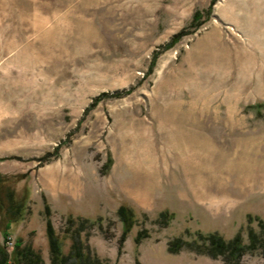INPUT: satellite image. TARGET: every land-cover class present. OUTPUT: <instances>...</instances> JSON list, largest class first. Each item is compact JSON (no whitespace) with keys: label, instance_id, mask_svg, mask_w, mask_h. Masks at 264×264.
Masks as SVG:
<instances>
[{"label":"rangeland","instance_id":"rangeland-1","mask_svg":"<svg viewBox=\"0 0 264 264\" xmlns=\"http://www.w3.org/2000/svg\"><path fill=\"white\" fill-rule=\"evenodd\" d=\"M108 158L122 170H166L154 207L134 206L137 223L120 251ZM63 184L83 195L69 201ZM12 196L27 211L10 237L39 247L46 264L44 201L60 236L68 215L101 217L88 243L111 264H225L169 253L166 243L197 231L245 238L248 216L264 219V0H0L8 253L1 213ZM163 210L173 217L161 228ZM142 228L149 236L136 245ZM241 264L264 256L248 252Z\"/></svg>","mask_w":264,"mask_h":264},{"label":"trees","instance_id":"trees-1","mask_svg":"<svg viewBox=\"0 0 264 264\" xmlns=\"http://www.w3.org/2000/svg\"><path fill=\"white\" fill-rule=\"evenodd\" d=\"M199 17L200 14L196 12L193 19H198ZM258 105L260 106L261 104L258 103ZM107 161L106 166L110 167L112 159L108 158ZM25 176V174H20L16 176L15 180ZM12 199L13 202L8 211H2L1 213V218L4 220V228H2L1 233L5 240L10 236V225L19 223L27 211L24 199L21 202L20 200L17 201L13 196ZM44 203L43 213L45 216L48 264H111L107 257L100 256L88 243L95 225L98 224V227H101V217L90 220L82 216L74 217L68 215L60 236L50 219V207L45 201ZM116 213L119 220L123 223L122 232L118 240V249L120 251L128 233L137 223L138 214L134 206L126 201H121L118 204ZM172 217L173 214L169 210L160 211L155 223L164 228ZM252 221L256 222V229L250 225ZM148 236L149 232L146 228L138 230L134 237L135 244L139 245L141 240ZM66 240H68L69 244L64 249ZM166 247L167 251L173 254L187 249L214 259L220 257L225 264H241L242 257L248 252L252 253L260 250L264 256V219L257 215L248 216L245 238L241 231L234 234L231 238H225L216 232L202 233L197 231L195 237L191 240L184 239L181 236L169 239ZM9 259L13 260V264H46L41 249L34 246L31 242H24L21 237H17L13 242V248L10 253L0 248V264H9ZM136 264H140L138 260H136Z\"/></svg>","mask_w":264,"mask_h":264},{"label":"crops","instance_id":"crops-1","mask_svg":"<svg viewBox=\"0 0 264 264\" xmlns=\"http://www.w3.org/2000/svg\"><path fill=\"white\" fill-rule=\"evenodd\" d=\"M165 171L163 166L159 168L158 165L153 164L142 165L139 168L129 164L122 170L113 163L109 172L106 196L111 197L115 204L126 201L143 210L151 209L159 195ZM61 191L72 198L69 200L71 202L83 195L78 185L74 188L63 184ZM69 201L67 200V204L70 203Z\"/></svg>","mask_w":264,"mask_h":264},{"label":"built area","instance_id":"built-area-1","mask_svg":"<svg viewBox=\"0 0 264 264\" xmlns=\"http://www.w3.org/2000/svg\"><path fill=\"white\" fill-rule=\"evenodd\" d=\"M12 245H13L12 238L10 236H8L6 239V246L5 247L9 250L12 248Z\"/></svg>","mask_w":264,"mask_h":264}]
</instances>
